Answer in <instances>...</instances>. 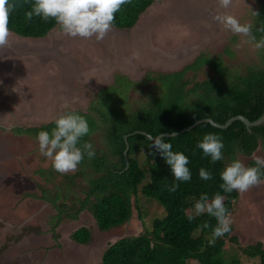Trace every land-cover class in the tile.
Listing matches in <instances>:
<instances>
[{
  "label": "trees",
  "instance_id": "1",
  "mask_svg": "<svg viewBox=\"0 0 264 264\" xmlns=\"http://www.w3.org/2000/svg\"><path fill=\"white\" fill-rule=\"evenodd\" d=\"M156 1L131 0L115 13L113 25L133 27ZM10 2L16 4L9 16L12 33L42 38L52 29H60L52 18L47 21L35 15L30 20L27 18L34 0ZM254 2L256 8L251 12L250 24L259 39L264 35L256 31L264 24V0ZM254 11L259 13L258 17ZM236 40L238 36L230 39L232 43ZM232 43L226 44L219 53L202 51L182 70L149 73L145 81L134 82L116 76L114 84L100 90L86 111H74L89 124L90 132L81 143L92 144L94 158L85 156L74 173L61 174L52 165L35 171L40 176L37 186L41 193L31 195L49 201L55 208L53 228L65 219H77L83 209H87L102 232L126 223L134 210L143 224L137 203L139 195L155 199L162 206L163 217L152 219L150 228L138 234L109 243L97 264H190L192 261L242 264L244 258L264 264V239L239 245L238 239L231 235V226L228 233L210 244L212 229L217 224L215 217L205 212L189 221L187 216L201 194L211 199L217 193L224 196L225 207L231 214L240 193L223 191L221 171L233 159L241 160L240 157L245 158L246 166H255V151L259 147L264 151V121L246 126L242 120L235 119L224 128L201 121L183 130L205 118L224 124L235 115L254 121L264 113V49L256 51L257 59L252 54L241 60ZM204 67L209 72L197 80L194 75ZM189 72L193 76L188 77ZM54 126L52 121L36 130L51 131ZM170 132H177L176 137L166 135ZM209 132L223 141L224 158L220 161L212 162L211 157L196 147ZM160 133L172 144L173 151L183 152L188 157L190 181H177L162 155L149 146L148 137ZM138 154L142 155V162ZM201 168L210 172L212 179H201ZM173 185H177L174 191L171 190ZM204 223L210 227L203 228ZM70 238L87 244L92 238L90 228L79 226ZM227 240L237 243L235 253H228Z\"/></svg>",
  "mask_w": 264,
  "mask_h": 264
},
{
  "label": "rangeland",
  "instance_id": "2",
  "mask_svg": "<svg viewBox=\"0 0 264 264\" xmlns=\"http://www.w3.org/2000/svg\"><path fill=\"white\" fill-rule=\"evenodd\" d=\"M255 8L254 0H233L227 11L235 15L241 24H250L251 12ZM217 11H225L218 8L217 0H158L144 12L137 23L139 25L132 29L129 36L125 34L119 36L116 35L119 34L117 31L110 30L104 39L100 40L101 42L95 37L84 39L77 36L68 46L71 45L74 50L79 51L82 39L87 43L89 41L94 43L99 51L104 47L102 41L107 48L112 45L118 46L121 52L118 54L119 59L126 67L129 66L131 75L142 74L148 68L159 69L164 63H168L169 67L180 68L185 62L193 60L202 49L219 53L226 44L232 43L230 39L233 36H238V40L232 44L241 60H246L252 54L257 59V49L252 44L244 43L246 37L224 29L213 20L212 17ZM150 15H154L156 19L154 21L148 19ZM60 31V29H52L49 34H54L57 40H61L64 39V35L61 36ZM125 37H129L128 39L135 43L140 42L130 63L125 56L130 52L128 42H126L127 48L125 46ZM12 40H15L16 46L29 49L34 45L41 46L42 49L43 45L49 42V38L40 41L34 38H21L15 33L9 37V41ZM9 43V47L12 48L13 43ZM66 47L67 45L61 48L64 51L57 50L56 53L64 54L67 52ZM22 57L19 61L12 55L0 57V85L4 89L0 92V124H2L0 126L8 127L11 122L19 121L23 123L32 120L50 121L63 111L62 107H59L58 97L71 106H80L84 103V96L81 98L79 94L80 86L83 85V81L89 82L95 76H75L79 90L70 91L66 97H63L61 93L68 83L62 81L61 76H51L49 86L43 87L37 79L40 78L38 76L40 72L32 66L38 59L32 54ZM4 60L9 61L8 65H5ZM137 61L144 65L143 70L136 69ZM96 68L97 72L103 75L111 72L108 62L107 64L100 62ZM202 70L194 75L197 80L203 79L205 73L209 72L207 69ZM192 74L189 72L188 77L193 76ZM6 76H14L17 85L13 83L11 85L18 86L17 90L7 88L11 85L4 82L3 78ZM25 76H29L34 81L32 85H37L35 87L41 90L36 94L42 96L41 101L33 102L31 105L27 102L24 92L30 94L31 87ZM98 77H100L98 86L112 80V76ZM9 137L7 132L0 130L2 141H8ZM9 151H15L17 159L0 164V264H97L109 243L117 238L138 234L146 227L150 228L152 219L164 215L162 206L155 199L139 195L137 203L143 224L137 218V211L134 210L129 222L102 232L90 213L83 209L77 219L63 220L54 227L55 232L52 233L51 224L52 216L56 214L55 208L40 200L23 196L24 192L29 191L40 194L35 186V181L39 180L35 171L41 166L52 165L51 161L41 155L39 146L34 141L24 140L14 149L7 146L2 153L7 154ZM255 155L264 158L262 147L255 151ZM137 157L140 162L143 161L141 154ZM240 159L242 162L245 161V158L240 157ZM5 172L9 176H4ZM239 193L236 208L234 205L230 214L233 228L231 235L238 239L239 245H246L264 239V181L246 192ZM79 226L90 228L92 238L87 244L76 243L70 238V234ZM56 234L58 237L55 236ZM227 241L228 253H235L237 243ZM241 263L257 264V261L244 258ZM190 264L198 263L192 261Z\"/></svg>",
  "mask_w": 264,
  "mask_h": 264
},
{
  "label": "clouds",
  "instance_id": "3",
  "mask_svg": "<svg viewBox=\"0 0 264 264\" xmlns=\"http://www.w3.org/2000/svg\"><path fill=\"white\" fill-rule=\"evenodd\" d=\"M130 2L131 0H34L31 10L27 12V18L30 20L34 15L45 21L52 18L65 35L84 39L95 37L97 41H100L111 30L115 13ZM232 3L233 0H217L218 8L225 11H217L212 17L213 20L224 29L247 37L244 43L252 44L257 50L264 49V35L257 39L252 32V24H241L235 15L227 11ZM15 8L16 4L10 0H0V48L10 46L9 37L12 32L8 26L9 16ZM253 14L257 17L259 15L255 11ZM256 31L264 33V24H261ZM133 49L135 51L134 44ZM204 50L209 51L208 49L200 50L193 60ZM187 54L189 55L188 51ZM193 60L187 65L191 64ZM54 124L51 131L41 130L38 132L36 139L39 152L51 161L55 171L61 174L74 173L85 156L89 159L95 156V150L90 142L81 143V139L90 132L89 124L82 115L74 111L61 112L54 119ZM169 135L174 138L177 134L170 132ZM148 139L151 140L149 146L155 148L162 155L177 181L191 180V172L187 166L189 159L183 152L173 151L172 144L166 142L162 133L155 137L149 136ZM196 147L202 149L205 156L211 157L212 162L224 158L222 154L223 141L215 133L204 134ZM262 170H264V158L259 156L255 157V166H246L241 160L233 159L225 165L220 173L223 181L220 187L226 193H231L233 190L241 193L246 192L261 183V177L264 175ZM199 177L203 180L212 179L211 173L204 168L199 169ZM176 187L177 185H173L171 190L174 191ZM205 212L209 216L215 217L217 221L216 226L212 229V238L209 240L210 244H215L217 238L223 237L231 230L232 220L225 207L224 196L217 193L209 199L207 194H201L200 198L195 201L194 209L189 211L187 216L191 221L195 216ZM202 227L209 228L210 225L204 223Z\"/></svg>",
  "mask_w": 264,
  "mask_h": 264
},
{
  "label": "flooded vegetation",
  "instance_id": "4",
  "mask_svg": "<svg viewBox=\"0 0 264 264\" xmlns=\"http://www.w3.org/2000/svg\"><path fill=\"white\" fill-rule=\"evenodd\" d=\"M148 19H152L154 21L156 19V17L154 15L153 16L150 15ZM137 25H139V24H136L133 27H124V28L118 27V28L119 29H126V28L135 29V27H137ZM113 26H115V25H113ZM60 32H62V31H60ZM124 34H125V32H124ZM54 36H55L54 34L48 33L45 37L37 38V39H40V41L46 40L49 38L50 46H49V42H48V43L43 45L44 49H43V47L41 49V46H35L34 44H30L32 46L34 45L33 48H30V49L29 48H20V47L15 45V42H14L15 40L9 41V42L13 43V44H11L12 48L9 46L0 48V51H1L0 57L5 58L8 55H10V56L12 55L14 58L18 59V61H19L21 58H23L22 57L23 55H25V56L27 54L34 55L38 59V61L34 62V64L32 66L35 70H38L40 72V75H38V76H40V78H37V79L40 81V83L43 87L49 86L50 81L52 80L51 76H54V77L61 76L62 81H64L65 83H68L66 88L63 89V91L61 93V94H63V97H66L70 91L79 90V86L76 85L75 79L77 80V78H75V76H95L94 78L90 79L89 82L83 81L84 82L83 85L80 86L81 92L79 94H80L81 98H82V96H84V98H85L84 103L81 104L80 106H73V105L71 106L70 104L60 100V97H58L59 99H57V101L59 102V107L61 106L63 109L62 112L76 111V110L86 111L87 108L89 107V105L91 104L92 100L97 98L100 90L114 84V82L116 80V76H123V77H126V78L134 81V82H141V81H145V78L147 77V74H149V73L155 75L158 72H164V71L159 70V69L148 68V69H145L142 74L135 73V74L131 75L130 70H128L129 66L127 65V67H126V65H124V62H121L119 59L118 54H120L121 52L119 51L118 46H115L116 50H114L113 45L110 46V48H107L106 46H104V47H102L103 49L100 48L101 51H99V48L96 47V45H94V43H92L90 41H89V43H87L85 41H82V40H84V39H82L80 41L81 47L79 48L80 50L78 51V50H74L71 45L68 46L70 44V41L76 37H71V36L65 35L63 32H62L61 36H63L64 39L62 38L61 40H57L56 37H54ZM125 39H126V41H124L125 46L127 44L126 42H128V48L130 50V52L128 54L126 53L125 56L128 60L127 62L130 63V60L133 59L132 57H133V54L135 52V51H133L134 50L133 44H135V42L128 39L127 37H125ZM65 45H67V47H66L67 52H65L64 54L58 55L56 53V51L57 50L64 51V50H61V48H63V47L65 48ZM89 47L92 48V50H93L92 54H91L92 50H90ZM126 48H127V46H126ZM106 59H107V61H106ZM100 62H103L104 64H107V62H108V66L111 67V69H110L111 72H110V74H107V76H112V80H110V81L104 80L105 82L102 84L103 86H101V87L98 86V82H99V78H100L98 76H103V74L101 72H97L98 69L96 68L100 64ZM4 63H5V65H8L7 63H9V61L7 62L6 60H4ZM122 66L125 68H123ZM140 67L141 66L139 64L136 65L137 70L138 69L142 70ZM25 77L28 78V82H29V85L31 87V93L30 94L27 93L26 91L24 92L25 98L27 99V102L29 103V105H31L33 102L41 101L40 99L42 96L39 97L38 95H36L37 93L41 92V90L38 87H35L37 85H35V84L32 85L34 83V81L29 76H25ZM14 79H15L14 76H6L5 78H3L4 82H6L10 85L12 83L14 85H17L14 82L15 81ZM23 79H24V77H23ZM68 79H70V80H68ZM73 79H74V81H73ZM7 88H9L10 90H17L18 86L13 87L11 85V87L8 86ZM3 90L4 89L0 85V92ZM54 104H56V103L54 102ZM56 117L52 118L50 121L32 120L29 123H23L22 121H19L17 123L11 122L10 126H8V127H6V126L4 127V125L0 126V130L2 132H7L10 135L8 141H2L0 139V164L2 162L5 163L8 161H13V160L17 159V157H15L16 156L15 151H9V152H7V154L2 153L4 151L5 147L10 146L12 149H14L15 147L20 146L21 142H23L24 140H26V142L27 141H34V142H36V144H38V141L36 139L38 130H36V128H40L43 124H47V123L54 121V119ZM0 125H2V124H0ZM4 176H9V174L7 175V172H5ZM36 177L39 180L35 181V186H36L37 190L39 191V193H41L40 189H38V186H37V183L40 181V176L36 174ZM32 193H34V192L33 191L24 192L23 196L34 199V200H40V201L46 203L47 205L53 207V205L49 201H46V200L41 199L39 197H34L31 195ZM54 216L55 215H53L52 218ZM73 220H75V219H73Z\"/></svg>",
  "mask_w": 264,
  "mask_h": 264
},
{
  "label": "water",
  "instance_id": "5",
  "mask_svg": "<svg viewBox=\"0 0 264 264\" xmlns=\"http://www.w3.org/2000/svg\"><path fill=\"white\" fill-rule=\"evenodd\" d=\"M207 13V12H206ZM117 31L119 34H116V35H121V36H124V32H125V35L126 36H129L130 35V33L132 32V28H126V29H119L118 27H115V26H113L112 25V28H111V31ZM145 31V30H144ZM129 38V37H128ZM101 42V41H100ZM138 41H136V43L134 44V46H135V50L138 48V46H139V44H140V42H138ZM101 44H103L104 46H105V44H104V41H102V43ZM137 44H138V46H137ZM114 50H116L115 49V46H114ZM138 50V49H137ZM141 52V51H140ZM192 61V60H191ZM191 61H187V62H185L184 63V65H182V66H180V68H175V67H169V66H167L168 65V63H164V66H162V67H160L159 68V70H162V71H164V72H176V71H179L181 68H183L185 65H187L188 63H190ZM138 62V64L141 66L140 68L143 70V64H141L139 61H137ZM163 64V63H162ZM170 64V63H169ZM173 65V64H172ZM103 76H107V74L106 75H103ZM101 86H103V85H100L99 87H101ZM235 119H240V120H242L245 124H246V126H252V125H257V124H261L263 121H264V113L258 118V119H256V120H254V121H249L247 118H245L244 116H242V115H235V116H232V117H230V118H228L227 120H226V122L224 123V124H219V123H216V122H214V121H212L211 119H209V118H205V119H201V120H198V121H195L193 124H191V125H189V126H187L186 128H184L183 130H186V129H190L191 127H193L194 125H196L197 123H199V122H201V121H209L212 125H214V126H216V127H221V128H224V127H227L233 120H235ZM183 130H181V131H183ZM176 134H177V132H175ZM166 135H169V134H167L166 133ZM126 138H127V135H125V140H126ZM125 152H126V150H125ZM127 222H129V219L127 220Z\"/></svg>",
  "mask_w": 264,
  "mask_h": 264
},
{
  "label": "crops",
  "instance_id": "6",
  "mask_svg": "<svg viewBox=\"0 0 264 264\" xmlns=\"http://www.w3.org/2000/svg\"><path fill=\"white\" fill-rule=\"evenodd\" d=\"M51 228L53 229V230H52V233H53V231H54V228H53L52 226H51ZM54 232H55V231H54Z\"/></svg>",
  "mask_w": 264,
  "mask_h": 264
},
{
  "label": "bare ground",
  "instance_id": "7",
  "mask_svg": "<svg viewBox=\"0 0 264 264\" xmlns=\"http://www.w3.org/2000/svg\"><path fill=\"white\" fill-rule=\"evenodd\" d=\"M112 42H113V40H112ZM144 61V60H143ZM164 65V64H163Z\"/></svg>",
  "mask_w": 264,
  "mask_h": 264
}]
</instances>
